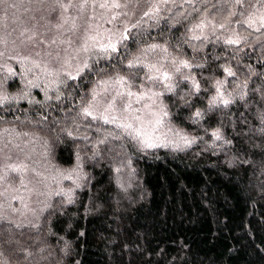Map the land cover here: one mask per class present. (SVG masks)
<instances>
[{
  "label": "trees",
  "instance_id": "obj_1",
  "mask_svg": "<svg viewBox=\"0 0 264 264\" xmlns=\"http://www.w3.org/2000/svg\"><path fill=\"white\" fill-rule=\"evenodd\" d=\"M40 1L0 0V14L25 15ZM188 4L195 23L207 16L214 26H223L193 39L178 15L177 25L163 19L154 33L170 42L167 50L183 59L190 73L182 85L172 86L167 109L169 120L191 131L193 141L140 153L129 147L135 173L125 170L132 185L126 191L112 172L121 164L120 152L105 151L98 165L86 157V175L76 193L54 199L37 225L0 219L3 264H13L11 258L14 264H264V22L253 27L248 16L264 0ZM229 27L237 33L235 41L226 34ZM152 35L144 33L138 42ZM89 81L80 77L70 84L67 103L47 109L6 106L0 119L40 120L55 157L69 166L81 148L65 113L77 105L73 99L87 95ZM94 137L79 141L90 158L98 151L92 141L102 135Z\"/></svg>",
  "mask_w": 264,
  "mask_h": 264
},
{
  "label": "rangeland",
  "instance_id": "obj_2",
  "mask_svg": "<svg viewBox=\"0 0 264 264\" xmlns=\"http://www.w3.org/2000/svg\"><path fill=\"white\" fill-rule=\"evenodd\" d=\"M190 1L41 0L25 15L0 14V113L12 105L47 109L58 101L67 103L69 85L80 77L90 79L87 95L73 99L71 104L77 105L65 113L72 137L78 138L75 146L81 148L69 166L55 157L53 140L40 120L0 119V219L37 225L52 210L54 199L76 193L86 175V157L98 165L105 161V151L120 152L121 164L112 172L126 191L132 185L125 181V170L135 173L129 147L140 153L193 141L191 131L185 133L169 120L167 109L172 86L177 81L182 85L190 73L183 69L184 60L167 50L170 42L154 33L163 19L170 27L177 25L178 15L193 39L223 26H214L207 16L195 23ZM248 16L253 27L263 23L264 5L254 4ZM226 31L235 41L236 31ZM144 33L153 35L138 42ZM97 134L102 138L92 141L98 151L90 158L79 141Z\"/></svg>",
  "mask_w": 264,
  "mask_h": 264
},
{
  "label": "snow or ice",
  "instance_id": "obj_3",
  "mask_svg": "<svg viewBox=\"0 0 264 264\" xmlns=\"http://www.w3.org/2000/svg\"><path fill=\"white\" fill-rule=\"evenodd\" d=\"M116 6H118V5H116ZM231 42V41H230ZM129 95H131V93H129Z\"/></svg>",
  "mask_w": 264,
  "mask_h": 264
}]
</instances>
